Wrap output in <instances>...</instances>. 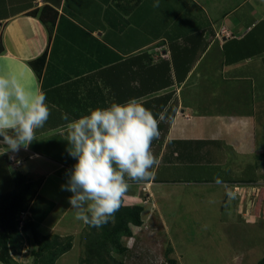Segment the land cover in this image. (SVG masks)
Listing matches in <instances>:
<instances>
[{
	"label": "crops",
	"instance_id": "0c3cea01",
	"mask_svg": "<svg viewBox=\"0 0 264 264\" xmlns=\"http://www.w3.org/2000/svg\"><path fill=\"white\" fill-rule=\"evenodd\" d=\"M250 1L172 0L175 13L168 19L166 15H152L156 10L152 5L157 0H60L59 5H53L57 10L56 24L63 15L88 32L73 42L58 35L56 24L49 34V26L38 15L26 13L46 3L52 5L49 1L32 0V6L24 9V0H0V74H12L28 89L43 91L51 110L47 123L37 130L38 140L28 150L15 154L20 161H26L27 167L28 162L36 168L46 166L30 203L38 228L50 232L58 226V221H46L55 204L69 192L62 191L61 185L66 183V171L76 163L68 155V142L61 135L68 123L62 119L63 113L69 114L71 120L87 114L89 109L136 98L150 111L157 108V118L166 114L167 122L160 123V138L152 142V151L159 159V165L152 169V179L132 183L123 199L126 203L134 199L142 205V211L143 201L170 196L176 190L169 188L175 187L179 189L176 193L186 194V198L193 195L198 200L206 197L214 185L221 187L217 201L222 204L228 198L215 177L235 193L234 184L253 177L247 170L248 176L241 177L242 170L236 164L251 148L262 152L264 148V136L259 133L261 123L251 109L264 108V0H255L247 7ZM185 12L190 13V19H185ZM155 18L159 22H149ZM152 25H170L181 33L154 34L150 32ZM222 28L230 34H218ZM43 54L41 64L38 57ZM135 55L140 62L132 60L125 67L120 65L121 60ZM160 61L167 62L168 73L163 77L169 75L170 81L150 90L159 84L152 79L157 70L146 68ZM140 63L143 70L137 67ZM140 74L146 85L140 82ZM235 91L238 100L242 97L249 102L242 104L243 112L233 114V109L228 108V94ZM4 147L0 145V150ZM7 157L0 156L1 192L11 189L14 183L15 171ZM18 168L29 175L28 168ZM237 173L239 176H233ZM143 185L148 192L142 191ZM182 185L189 188L181 189ZM57 230L60 235H71Z\"/></svg>",
	"mask_w": 264,
	"mask_h": 264
},
{
	"label": "rangeland",
	"instance_id": "374dc122",
	"mask_svg": "<svg viewBox=\"0 0 264 264\" xmlns=\"http://www.w3.org/2000/svg\"><path fill=\"white\" fill-rule=\"evenodd\" d=\"M252 3L255 4L256 1H250L247 7ZM156 4L159 6H155L156 10L154 9L152 15H157V18H163L166 15L169 19L175 13L172 0H157ZM172 4L174 8H172ZM243 7L239 9L240 12L244 10ZM262 7L264 8V3ZM184 15L187 19L190 13L185 12ZM157 18L150 19L149 22H159ZM174 19L179 23L178 18ZM176 21L174 26L177 24ZM169 22L174 23L173 21ZM164 23L166 22H162L163 25ZM155 25L150 26V32H154V34L168 31V33H174L171 35L176 36L181 33L180 29L173 30L170 25L164 28H161L162 26L154 27ZM257 29L259 30V28ZM131 37L134 38L133 35ZM144 42L137 41L136 43L143 44ZM25 87L28 88V85ZM242 93L244 92L242 91ZM238 94L240 93L238 92ZM228 96L231 98V105L228 108L233 109V114L243 112L245 107H241L242 104L249 101H244L242 97L238 100L237 91L233 92L231 96L228 94ZM258 103L260 102L257 101ZM252 107L253 116L258 123H261L259 133L264 136V124L262 123L264 122V108L251 106V109ZM261 150L264 151V148ZM260 152L262 151L257 148H251L245 156L238 158L236 164L239 166V170H242L240 176L247 177L248 175L245 174L247 170V174L251 173L253 177L239 181L236 189L237 197L231 201L227 199L222 204L218 203L221 187L215 185L211 192L200 200L193 195H187L188 198H186V194L183 196L182 193H176L179 191L177 187L169 188L171 191L176 190L170 196H157L158 201L152 198L143 202L140 200L145 207L141 212L142 223L137 227H132L131 236L121 238L128 250L122 255L114 256L122 260L123 264H257L264 257V156L262 159H258L256 155ZM7 156L10 166L13 162L9 159V154ZM20 165L24 170L29 169L27 180H30V187L35 188L42 172L46 171V166L36 168V166H29L28 162L27 167L25 160ZM233 176H239V174ZM49 183L50 179L47 184ZM1 186L4 185L1 184ZM180 187L181 189L189 188L185 185ZM141 189L143 192L149 191L146 185L141 186ZM190 189L192 188L190 187ZM46 190L47 187L43 189V191ZM212 192L215 195L212 196ZM71 195L72 193L68 192L59 199L49 220L46 221L48 224L58 221L55 230L54 228L50 229L47 234L57 233V229H63L64 232L73 236L71 249L58 257L56 264H79V257L83 254L84 240L81 239L80 233L84 224L74 218L75 212L70 208L68 202V197ZM124 203L137 204L134 199L130 200V203L125 201ZM150 209L153 212L149 213ZM39 230L45 233L44 227ZM17 231H19L18 228ZM19 233L23 234L20 249L17 252L10 250V264H30L35 248L32 234L30 231L29 234L22 233L21 230ZM0 264L4 263L0 262Z\"/></svg>",
	"mask_w": 264,
	"mask_h": 264
},
{
	"label": "clouds",
	"instance_id": "9594fccd",
	"mask_svg": "<svg viewBox=\"0 0 264 264\" xmlns=\"http://www.w3.org/2000/svg\"><path fill=\"white\" fill-rule=\"evenodd\" d=\"M158 7L159 5H154ZM51 115L43 91H32L12 74H0V156L22 164L15 154L28 150L37 141ZM67 121L63 139L66 151L76 163L66 171L62 191L68 197L75 219L85 226L102 228L114 221L132 183L150 181L159 159L152 151L153 140L160 138L159 124L167 122L166 114L157 118L136 98L112 103L104 108L89 109L87 114ZM229 200L236 193L220 177L214 178ZM238 184L233 185L236 190Z\"/></svg>",
	"mask_w": 264,
	"mask_h": 264
},
{
	"label": "trees",
	"instance_id": "16d2710c",
	"mask_svg": "<svg viewBox=\"0 0 264 264\" xmlns=\"http://www.w3.org/2000/svg\"><path fill=\"white\" fill-rule=\"evenodd\" d=\"M46 1H49L52 5L46 3L40 9L33 8L26 13L33 16L38 15L39 20L43 24L49 26L48 30L49 34H51L50 28L55 26L57 19V10L53 7L59 5L60 0ZM3 2L4 0H2V3ZM23 3L24 9H28L32 6V0H24ZM56 26L58 35H65L73 42L76 38L88 35L84 27L76 24L63 15H60L58 18V24H56ZM1 49L2 44L0 42V51ZM38 59L41 60L42 64L44 54L38 57ZM132 60H134V62L141 61L140 57L135 55L121 60L120 65L125 67L127 63L132 62ZM137 65L140 70H143L141 69L143 67L142 63ZM151 68L157 70L155 71V75L153 74L152 79L154 82H159V84L151 86L149 89H154L159 87L158 85L169 83V75H167L166 78L163 77L165 72L166 74L168 73L167 62L160 61L156 63L155 66H148L146 69L149 70ZM139 77L141 79L140 82L146 85L147 82L145 81L144 83V81H142V78L145 80V77L142 74H140ZM157 79L159 80L157 81ZM154 109L152 112L158 115L159 110L157 108ZM159 128L161 129L160 124ZM263 156L264 151L257 154L258 159H262ZM18 166L20 165H10L11 169L15 171L13 187L4 192H0V262L10 264V250L15 252L19 251L21 236L23 235L19 233L21 230L22 233L26 234H29L30 231L35 244L32 262L30 264H56V259L71 249L73 245V236H63L58 233L47 234V231L42 233L39 230L38 223L34 220L30 211L32 193L35 191L39 181H37L36 187L32 189L29 184L30 180H27L28 175L19 170ZM142 209L143 207L140 204H125L123 202V206L116 213L114 221L104 225L102 228L97 229L95 227L83 225L80 236L81 239L84 240V249L83 254L79 257V264H123V261L114 255H122L128 250L121 238L123 236H131L132 227H137L142 223ZM17 228L19 231H17ZM257 264H264V257L261 258Z\"/></svg>",
	"mask_w": 264,
	"mask_h": 264
},
{
	"label": "built area",
	"instance_id": "2783aa9c",
	"mask_svg": "<svg viewBox=\"0 0 264 264\" xmlns=\"http://www.w3.org/2000/svg\"><path fill=\"white\" fill-rule=\"evenodd\" d=\"M218 34H220V35H221V34H223V35H229L230 32L227 31L225 28H222V29L220 30V32H218ZM11 162H13L14 165H18V164L16 163V160L11 159Z\"/></svg>",
	"mask_w": 264,
	"mask_h": 264
}]
</instances>
